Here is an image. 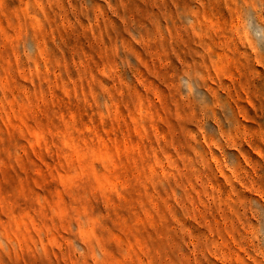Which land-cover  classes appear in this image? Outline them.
Listing matches in <instances>:
<instances>
[{
    "label": "rangeland",
    "instance_id": "rangeland-1",
    "mask_svg": "<svg viewBox=\"0 0 264 264\" xmlns=\"http://www.w3.org/2000/svg\"><path fill=\"white\" fill-rule=\"evenodd\" d=\"M0 264H264V0H0Z\"/></svg>",
    "mask_w": 264,
    "mask_h": 264
}]
</instances>
